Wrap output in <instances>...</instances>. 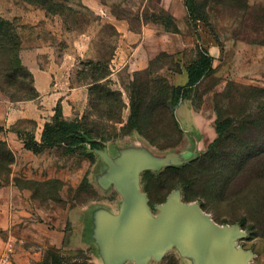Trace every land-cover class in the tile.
I'll use <instances>...</instances> for the list:
<instances>
[{
  "label": "rangeland",
  "instance_id": "374dc122",
  "mask_svg": "<svg viewBox=\"0 0 264 264\" xmlns=\"http://www.w3.org/2000/svg\"><path fill=\"white\" fill-rule=\"evenodd\" d=\"M86 1L90 2L54 0L52 9L46 11L24 0H0V16L17 28L20 51L45 42L54 47L59 58L70 47L76 56L72 83L89 85L86 108L74 120L81 122L99 147L106 143L111 149L114 144L140 140L160 155L188 150V160L172 166L186 165L177 178L185 181L189 197L198 198L191 202L199 207L204 204L202 213L219 227L233 230L232 255L238 264H264L261 168H247L226 194L219 192L233 173L230 150L244 140L252 147L260 146L264 139V0H96L97 5L91 6ZM194 6L201 8L204 20L192 12ZM110 19L142 33L148 56L144 68L129 64L128 44L133 43L122 38ZM206 53L213 56V71L187 89L181 99L190 100L209 122L214 139L193 148L170 116V96L172 88L180 86L176 85L180 74ZM9 95L0 88V140L14 155L0 189L25 191L30 201L56 214L76 206L114 207L118 195L113 190L103 193L93 175L98 159L90 142L71 153L66 152L64 144L38 154L27 150L24 140L30 134L34 138L39 135L36 123L4 117L9 107L31 99L12 101ZM218 122L225 124L221 135L215 130ZM7 131L9 135L4 136ZM218 137L220 141L215 144ZM19 144L22 147L18 150ZM206 153L211 155L202 161ZM228 162L230 166L224 168ZM240 191L243 198H230ZM251 225L256 226L255 231ZM8 242L13 243L14 254L21 247L32 248L42 252L46 262L53 254L60 258L59 264L95 261L92 248L62 253L38 244H19L4 238L1 230L0 261ZM205 251L204 240L187 233L148 264H206Z\"/></svg>",
  "mask_w": 264,
  "mask_h": 264
},
{
  "label": "crops",
  "instance_id": "0c3cea01",
  "mask_svg": "<svg viewBox=\"0 0 264 264\" xmlns=\"http://www.w3.org/2000/svg\"><path fill=\"white\" fill-rule=\"evenodd\" d=\"M91 3L97 5L96 0L86 1L85 4L91 6ZM109 21L126 42L133 43L128 44L131 56L127 60L129 64L144 68L148 56L142 45V33L129 30L122 21ZM69 48L59 58L54 47L45 42L20 51L23 64L32 74L38 96L18 102L13 108L9 107L4 120H33L39 130L36 141H40L42 129L54 115L58 104L63 118L68 121L80 117L86 108L89 85L72 83L76 56ZM80 56L84 57L82 54ZM187 81V73L184 72L180 74V83L176 85L184 86ZM174 115L191 147L198 148L202 143L208 145L214 139V129L194 109L190 100L180 99L174 107ZM197 132L201 138H198ZM9 133L7 131L4 136ZM16 147L19 150L22 145ZM99 148L94 151L98 163L93 175L103 193L113 190L118 195L114 207L106 204L76 206L56 214V211L30 201L25 191L12 187L1 188L0 230L4 238H12L19 244H38L43 249L50 247L62 253L92 248L95 257L92 264H148L153 258L156 259L151 254L142 262L128 251L132 244L129 232L144 230L145 224L140 213H148L151 223L159 224L166 205L173 201L181 205L187 202L183 199L182 188L176 187L164 202L151 205L142 176L145 170L159 172L166 166L187 159L188 150L160 155L140 140L129 145L114 144L111 149L103 143ZM194 204L190 202L186 205ZM12 264H52V259L46 262L42 252L21 247L13 255Z\"/></svg>",
  "mask_w": 264,
  "mask_h": 264
},
{
  "label": "trees",
  "instance_id": "16d2710c",
  "mask_svg": "<svg viewBox=\"0 0 264 264\" xmlns=\"http://www.w3.org/2000/svg\"><path fill=\"white\" fill-rule=\"evenodd\" d=\"M24 1L29 4L39 5L46 11L51 10L54 6V0ZM192 12L196 15V17H198V19H205L199 6H194L192 8ZM20 46L21 42L17 28L12 22L0 16V88L10 93L9 98L12 101L34 99L38 96L33 85L32 74L21 62L19 56ZM212 62L213 56L208 53H206L202 58L195 60L186 68L188 77L186 85L172 88L170 96V106L172 107V111L170 116L175 121L178 128L179 126L174 115V107L180 99L183 98L187 89L196 85L204 76L213 71ZM10 91L13 92L11 93ZM224 127L225 124L218 122L215 125V130L219 135H221ZM219 141L218 137L215 140V144ZM244 141V143L237 145L234 150H230L229 152V156H231L229 161L232 163L231 167L234 166V168H232V175L226 180L225 185L219 190L221 195L226 194V189L230 185L243 178L242 175L246 172L247 168L254 165L259 166L261 168V172L264 173V139L262 140L260 146L258 145L254 147H252V144L249 145L247 140ZM86 142H90L92 149L99 147V142L91 136L90 132L83 128L80 121H68L63 118L61 106L58 104L55 107L54 115L51 121L45 123L42 129L40 141H36L34 136L30 134L29 138L24 140V147L27 150L38 154L45 148L64 144L66 152L71 153L75 147L84 145ZM210 155L211 153H206V155L203 156L202 161L207 157L209 158ZM13 161L14 155L12 151L8 148L5 141L0 140V187L5 182L9 173V166ZM228 166H230L229 162L225 164L224 168H227ZM184 167H186V165L181 167L168 166L159 172L158 176H155L152 172L143 173L142 179L144 181V190L151 205L164 202L171 191L179 186L182 188L183 199L185 202H191L198 199L196 197H189L186 185H184L185 181L181 178H177V175L181 173ZM235 167L237 168L236 172H234ZM263 187L264 186H262V188ZM156 190L158 191V194H156ZM262 190L259 191L260 195L264 199V188ZM156 196L158 198H156ZM243 196V192L240 191L235 195L230 196V198L241 199ZM200 207L205 209L204 204L202 203H200ZM250 227L253 231H255L256 226L251 225ZM51 257L52 264H59L61 261L60 258L54 254L51 255Z\"/></svg>",
  "mask_w": 264,
  "mask_h": 264
},
{
  "label": "water",
  "instance_id": "95a60500",
  "mask_svg": "<svg viewBox=\"0 0 264 264\" xmlns=\"http://www.w3.org/2000/svg\"><path fill=\"white\" fill-rule=\"evenodd\" d=\"M163 219L153 224L148 213H140L144 220V230L129 232L132 244L129 250L145 261L151 254L157 258L170 243L181 241L184 235L192 233L205 243L206 264H238L232 255L233 230L219 227L211 218L202 213L199 206H184L171 202L163 208Z\"/></svg>",
  "mask_w": 264,
  "mask_h": 264
},
{
  "label": "built area",
  "instance_id": "2783aa9c",
  "mask_svg": "<svg viewBox=\"0 0 264 264\" xmlns=\"http://www.w3.org/2000/svg\"><path fill=\"white\" fill-rule=\"evenodd\" d=\"M13 255H14V245L12 242H8L1 256V264H12Z\"/></svg>",
  "mask_w": 264,
  "mask_h": 264
}]
</instances>
